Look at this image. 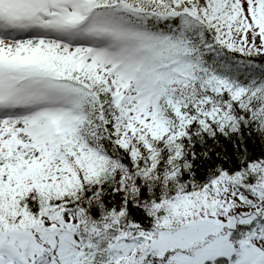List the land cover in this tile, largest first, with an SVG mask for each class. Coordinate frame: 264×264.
Here are the masks:
<instances>
[{
    "label": "snow or ice",
    "instance_id": "obj_1",
    "mask_svg": "<svg viewBox=\"0 0 264 264\" xmlns=\"http://www.w3.org/2000/svg\"><path fill=\"white\" fill-rule=\"evenodd\" d=\"M0 264H264V0H0Z\"/></svg>",
    "mask_w": 264,
    "mask_h": 264
}]
</instances>
